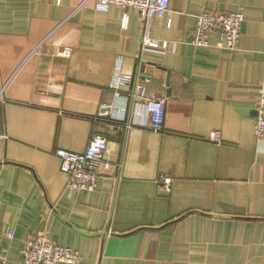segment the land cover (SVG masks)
<instances>
[{
  "label": "crops",
  "instance_id": "1",
  "mask_svg": "<svg viewBox=\"0 0 264 264\" xmlns=\"http://www.w3.org/2000/svg\"><path fill=\"white\" fill-rule=\"evenodd\" d=\"M81 2L0 0V254L24 264L42 235L76 264H264V0H169L150 35L174 53H140L136 10ZM204 12L244 14L236 50L217 33L189 44ZM119 60L130 87L166 100L162 131L115 102ZM93 134L107 142L97 188L71 191L54 152L83 153Z\"/></svg>",
  "mask_w": 264,
  "mask_h": 264
},
{
  "label": "built area",
  "instance_id": "2",
  "mask_svg": "<svg viewBox=\"0 0 264 264\" xmlns=\"http://www.w3.org/2000/svg\"><path fill=\"white\" fill-rule=\"evenodd\" d=\"M89 0H82L77 6L81 7ZM98 10H106L108 7L120 9H134L141 18L140 53L154 51L158 53H174L177 47L175 42H160L150 35L151 21L154 18H162L169 12V0H94ZM244 14L233 13H209L204 12L194 19V30L190 45L194 47H208L209 36L217 33L222 40V47L226 50H236L241 35V24ZM125 19L123 21V25ZM122 60H119L112 82L108 88L113 93L116 103L124 107L126 103L136 106L134 116L138 115L139 107L144 108L147 127L154 132L163 130L165 116V99H151L146 96L145 87L135 83L130 87V77L122 73ZM129 88L125 97L121 96L120 88ZM115 107V106H114ZM111 107H103L101 115H110ZM255 137L258 142H264V84L260 89V96L255 108ZM208 141L220 144L217 132H212ZM107 151L106 139L93 134L88 140L86 150L83 153H73L63 149H57L54 155L60 161V171L68 176V189L71 191L93 192L97 188V178L104 169L103 157ZM162 188H168L171 182L169 177L162 176L159 180ZM11 235V233H9ZM21 256L24 264H76L80 255L76 251L54 245L44 236L39 235L28 239L22 246ZM0 264H8L6 258L0 254Z\"/></svg>",
  "mask_w": 264,
  "mask_h": 264
}]
</instances>
